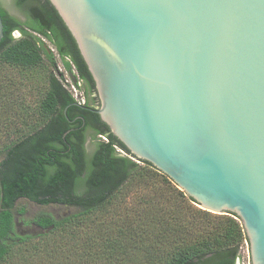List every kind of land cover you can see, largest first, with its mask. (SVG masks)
I'll use <instances>...</instances> for the list:
<instances>
[{
	"label": "water",
	"instance_id": "95a60500",
	"mask_svg": "<svg viewBox=\"0 0 264 264\" xmlns=\"http://www.w3.org/2000/svg\"><path fill=\"white\" fill-rule=\"evenodd\" d=\"M48 1L111 134L198 208L234 214L264 264V0Z\"/></svg>",
	"mask_w": 264,
	"mask_h": 264
},
{
	"label": "trees",
	"instance_id": "16d2710c",
	"mask_svg": "<svg viewBox=\"0 0 264 264\" xmlns=\"http://www.w3.org/2000/svg\"><path fill=\"white\" fill-rule=\"evenodd\" d=\"M11 3L24 20L0 0V72L43 70L44 92L31 116L2 127L0 264H236L247 243L237 217L196 207L166 175L135 160L95 112L94 82L50 2ZM69 71L83 104L62 82ZM22 199L73 211L59 218L39 212L31 223L41 232L19 235Z\"/></svg>",
	"mask_w": 264,
	"mask_h": 264
},
{
	"label": "rangeland",
	"instance_id": "374dc122",
	"mask_svg": "<svg viewBox=\"0 0 264 264\" xmlns=\"http://www.w3.org/2000/svg\"><path fill=\"white\" fill-rule=\"evenodd\" d=\"M1 2L5 9L20 16V13L11 6L10 1L1 0ZM43 76V70L19 71L8 69L0 72V142L3 138V133H1L3 126H13V120L15 121L16 117L22 113H27L31 116L35 112L39 97L41 93L44 92ZM1 77H4L3 82L1 81ZM8 78L20 85L12 88V86L6 82ZM75 93L76 92H74V94ZM125 202V205L128 207L133 205V192L126 196ZM17 207H23L25 209L23 215H15V232L19 235H35L41 232L37 226L31 223L33 217L39 212L49 213L53 217L59 218L73 211L72 208L66 206H40L23 199L18 201ZM239 254L240 259L236 264H248L246 243L241 246Z\"/></svg>",
	"mask_w": 264,
	"mask_h": 264
},
{
	"label": "built area",
	"instance_id": "2783aa9c",
	"mask_svg": "<svg viewBox=\"0 0 264 264\" xmlns=\"http://www.w3.org/2000/svg\"><path fill=\"white\" fill-rule=\"evenodd\" d=\"M59 71H62V69L59 68ZM66 76H67V78H66ZM62 82H63L64 86L73 94L75 100L78 103L83 104L84 103V100H83V97H82V93L79 92V90L77 88L78 87L77 86V82L76 83H73L72 80H71V78L66 73L63 76V81ZM74 92H76V93L74 94Z\"/></svg>",
	"mask_w": 264,
	"mask_h": 264
},
{
	"label": "flooded vegetation",
	"instance_id": "af4514ba",
	"mask_svg": "<svg viewBox=\"0 0 264 264\" xmlns=\"http://www.w3.org/2000/svg\"><path fill=\"white\" fill-rule=\"evenodd\" d=\"M8 1H10V4H11V6L13 7V5H12V3H11V0H8ZM14 8V7H13ZM14 9H16V8H14ZM17 10V9H16ZM6 11H8L7 9H6ZM8 13L11 15V16H13V17H16V18H18L19 20H21V21H23L24 20V17L20 14V16H18V15H15V14H13V13H11L10 11H8ZM12 36L13 37H18L19 36V33L17 32V31H15V32H13V34H12ZM69 72H71V71H69ZM69 72L68 73H66V74H68V76H69ZM72 73V72H71ZM73 74V73H72ZM74 75V74H73ZM70 77V76H69ZM74 77L76 78V76L74 75ZM77 82V79H75V83ZM96 92V91H95ZM97 96V95H96ZM98 99V98H97ZM98 105H99V102H98Z\"/></svg>",
	"mask_w": 264,
	"mask_h": 264
}]
</instances>
